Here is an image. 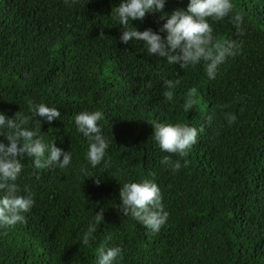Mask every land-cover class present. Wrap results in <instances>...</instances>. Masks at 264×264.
<instances>
[{"label": "trees", "instance_id": "trees-1", "mask_svg": "<svg viewBox=\"0 0 264 264\" xmlns=\"http://www.w3.org/2000/svg\"><path fill=\"white\" fill-rule=\"evenodd\" d=\"M119 2L0 0V111L32 117L38 130L29 101L59 108L61 119L41 121L40 130L72 154L64 169L24 159L18 183L35 204L24 223L0 227V264H96L104 245L121 247L119 264H264V0H233L242 30L227 17L211 22L235 45L214 79L203 64L181 69L142 41L122 43L111 16ZM186 5L166 0L163 11ZM163 22L148 13L132 26L158 31ZM166 79L179 80L171 101ZM85 110L102 111L112 141L96 168L74 123ZM156 121L196 127L197 143L182 157L162 152ZM165 155L182 167L162 165ZM141 178L157 183L169 213L157 233L119 208L121 185ZM86 232L94 236L87 245Z\"/></svg>", "mask_w": 264, "mask_h": 264}, {"label": "clouds", "instance_id": "clouds-1", "mask_svg": "<svg viewBox=\"0 0 264 264\" xmlns=\"http://www.w3.org/2000/svg\"><path fill=\"white\" fill-rule=\"evenodd\" d=\"M166 0H120L111 16L122 27L120 41L128 44L143 42V48L149 55L181 69L203 64L209 79H214L218 67L227 57L234 54V42L215 34L211 22L223 21L226 17L237 30H242L243 17L234 13L233 0H187L185 8L164 12ZM148 13H160L163 22L158 31L146 28L143 31L132 26V21L143 20ZM163 34V35H162ZM179 80L166 79L163 96L171 101ZM193 101L184 105L188 110ZM30 110L38 123L29 126L32 117L20 112L9 117L0 111V227L14 226L26 221L25 214L35 204L32 194L21 190L18 183L23 169L24 159L31 158L37 169L58 165L61 169L70 166L72 154L54 142L46 143L40 130L41 121L51 123L61 119L59 108L45 103H32ZM41 119L38 120L36 117ZM229 123L236 120L234 114H226ZM104 114L100 110L81 111L75 114L74 123L78 133L87 142L85 159L92 168L106 160L112 141L104 134L100 121ZM152 138L162 152L187 155L197 143L198 129L185 123L152 122ZM7 141L6 143L4 141ZM186 163V162H185ZM161 164L179 170L182 165L179 159L173 161L165 155ZM97 182L99 180L97 179ZM121 185V184H120ZM119 208L127 217L141 223L146 229L157 233L167 223L168 211L162 203L163 197L157 183L148 178L127 180L119 189ZM95 222H104V209L94 213ZM94 239L91 232L83 234L82 243L87 245ZM123 259L119 245H104L98 249L96 264H119Z\"/></svg>", "mask_w": 264, "mask_h": 264}]
</instances>
